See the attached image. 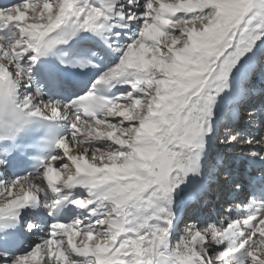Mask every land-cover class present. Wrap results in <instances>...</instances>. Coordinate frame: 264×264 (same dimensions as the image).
<instances>
[{
    "label": "snow or ice",
    "instance_id": "6c2138e0",
    "mask_svg": "<svg viewBox=\"0 0 264 264\" xmlns=\"http://www.w3.org/2000/svg\"><path fill=\"white\" fill-rule=\"evenodd\" d=\"M0 264H264V0L0 5Z\"/></svg>",
    "mask_w": 264,
    "mask_h": 264
},
{
    "label": "bare ground",
    "instance_id": "6f19581e",
    "mask_svg": "<svg viewBox=\"0 0 264 264\" xmlns=\"http://www.w3.org/2000/svg\"><path fill=\"white\" fill-rule=\"evenodd\" d=\"M124 40L125 41L127 40V35L124 36ZM240 126H242L241 127L242 129H245L246 128V124L243 123V122L241 123ZM243 126H245V128H243ZM230 147H231V149H232L233 152H237V153H240L241 152V149H240V147L238 145H233V146H230ZM234 154L235 153H233V155ZM187 202H188V194L187 193H181L180 197L178 198V206L181 209L188 208V210H189L190 208L187 207ZM187 214H190V212H187ZM32 239H35L36 240V237L35 236H32Z\"/></svg>",
    "mask_w": 264,
    "mask_h": 264
}]
</instances>
